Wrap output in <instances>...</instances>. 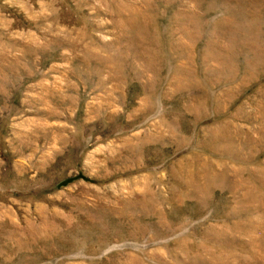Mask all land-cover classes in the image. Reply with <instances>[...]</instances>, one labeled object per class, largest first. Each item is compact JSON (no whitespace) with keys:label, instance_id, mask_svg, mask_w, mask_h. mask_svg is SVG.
Segmentation results:
<instances>
[{"label":"rangeland","instance_id":"1","mask_svg":"<svg viewBox=\"0 0 264 264\" xmlns=\"http://www.w3.org/2000/svg\"><path fill=\"white\" fill-rule=\"evenodd\" d=\"M0 264H264V0H0Z\"/></svg>","mask_w":264,"mask_h":264},{"label":"bare ground","instance_id":"2","mask_svg":"<svg viewBox=\"0 0 264 264\" xmlns=\"http://www.w3.org/2000/svg\"><path fill=\"white\" fill-rule=\"evenodd\" d=\"M213 174H211V176H212Z\"/></svg>","mask_w":264,"mask_h":264}]
</instances>
